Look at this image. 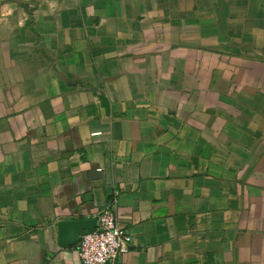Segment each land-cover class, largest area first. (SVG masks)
<instances>
[{
  "label": "crops",
  "instance_id": "1",
  "mask_svg": "<svg viewBox=\"0 0 264 264\" xmlns=\"http://www.w3.org/2000/svg\"><path fill=\"white\" fill-rule=\"evenodd\" d=\"M264 264V0H0V264Z\"/></svg>",
  "mask_w": 264,
  "mask_h": 264
},
{
  "label": "built area",
  "instance_id": "2",
  "mask_svg": "<svg viewBox=\"0 0 264 264\" xmlns=\"http://www.w3.org/2000/svg\"><path fill=\"white\" fill-rule=\"evenodd\" d=\"M131 241L129 230L117 219L116 201H112L98 214L96 230L83 234L79 241L81 264H118Z\"/></svg>",
  "mask_w": 264,
  "mask_h": 264
},
{
  "label": "water",
  "instance_id": "3",
  "mask_svg": "<svg viewBox=\"0 0 264 264\" xmlns=\"http://www.w3.org/2000/svg\"><path fill=\"white\" fill-rule=\"evenodd\" d=\"M61 245L79 243L83 234L93 233L97 227V218L75 222H62L60 225Z\"/></svg>",
  "mask_w": 264,
  "mask_h": 264
}]
</instances>
